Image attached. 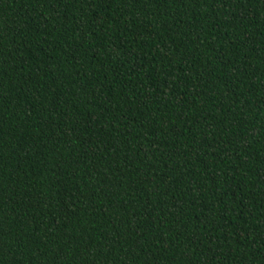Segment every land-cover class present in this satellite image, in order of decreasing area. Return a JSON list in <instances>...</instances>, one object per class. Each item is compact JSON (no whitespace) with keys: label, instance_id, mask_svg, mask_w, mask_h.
I'll return each mask as SVG.
<instances>
[{"label":"trees","instance_id":"trees-1","mask_svg":"<svg viewBox=\"0 0 264 264\" xmlns=\"http://www.w3.org/2000/svg\"><path fill=\"white\" fill-rule=\"evenodd\" d=\"M0 264H264V0H0Z\"/></svg>","mask_w":264,"mask_h":264}]
</instances>
